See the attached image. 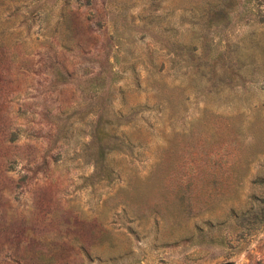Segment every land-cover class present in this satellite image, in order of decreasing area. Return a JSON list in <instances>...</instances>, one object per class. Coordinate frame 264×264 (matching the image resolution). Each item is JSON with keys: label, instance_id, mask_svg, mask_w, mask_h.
I'll use <instances>...</instances> for the list:
<instances>
[{"label": "rangeland", "instance_id": "obj_1", "mask_svg": "<svg viewBox=\"0 0 264 264\" xmlns=\"http://www.w3.org/2000/svg\"><path fill=\"white\" fill-rule=\"evenodd\" d=\"M208 2L0 0V264H264V0L223 32ZM55 67L119 73L111 180L88 184L90 115L59 136L86 95Z\"/></svg>", "mask_w": 264, "mask_h": 264}, {"label": "trees", "instance_id": "obj_2", "mask_svg": "<svg viewBox=\"0 0 264 264\" xmlns=\"http://www.w3.org/2000/svg\"><path fill=\"white\" fill-rule=\"evenodd\" d=\"M250 3L251 0H214V2H208L201 8L200 13H198L197 23H200L202 29L213 28L214 32H217L219 29H221L222 32L231 29L242 22L246 23L250 20L249 15L252 13ZM216 7L217 9L215 10ZM224 7L226 10L223 9ZM231 11L234 13L232 14ZM113 16H120L121 20H124V22L127 23L124 15L118 14ZM112 17L111 24L114 26L116 23V17H113V19ZM135 27L138 26L135 25ZM141 27L147 29L144 26H140V28ZM148 32L149 34H152L153 31L150 30ZM154 35L157 36L155 37L156 39H158V37H164V42L166 41L168 46L177 49L176 44L168 34L161 36L156 32ZM199 36H201L200 33ZM179 46L184 47L185 44ZM190 53L189 56L193 58V55H190ZM216 55L219 56L220 54L217 53ZM202 56L207 60V53L202 54ZM196 58L199 59L198 56H196ZM213 63V67L217 63L219 64V68H224V72L226 73H229L230 71L231 74L233 72L232 65L230 64L231 62L229 61L225 62L222 60H216L213 61ZM53 71V78H51L52 82L59 83L60 85L72 83L80 86V89L84 91L86 95L82 106L74 108L67 114V116L59 119L62 120L61 125L57 124V128L59 127L57 129V131H59V136L66 135V131L78 115L77 118L84 115H90L91 120L88 141L83 149L84 154L92 161V171L87 177L89 179L88 184L93 185L102 180H111L113 178V169L107 160L108 153L111 151L124 153L130 145L122 133L119 134L111 130L112 126H115L113 124H116V126H119L120 124L124 125L130 121L131 116L121 115L122 113L120 112L117 113L109 102V92L112 84L119 79V73L114 70H111V72L108 71L109 78H107L106 81H103L100 76L76 79L63 72L59 67H55ZM255 180L261 184L264 189V176H258ZM250 211L251 209L249 208L246 210L247 213ZM258 211H260L261 215L264 214V208L260 207L257 211L251 212V215H258ZM200 238H202V236ZM206 240H212L211 235L208 236Z\"/></svg>", "mask_w": 264, "mask_h": 264}]
</instances>
